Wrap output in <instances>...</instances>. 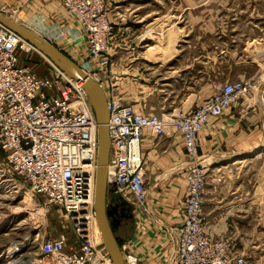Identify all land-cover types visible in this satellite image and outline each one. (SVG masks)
Here are the masks:
<instances>
[{
	"label": "rangeland",
	"instance_id": "obj_1",
	"mask_svg": "<svg viewBox=\"0 0 264 264\" xmlns=\"http://www.w3.org/2000/svg\"><path fill=\"white\" fill-rule=\"evenodd\" d=\"M128 2L142 5L139 13L145 16V22L139 23L140 28L155 20L143 31H137L156 35L157 43L148 44L155 43L148 52L149 58L167 56L163 54L166 50L176 55L172 61L178 71V83L173 87L177 90L170 93L169 99H173L170 106L162 108L164 114L179 108L187 96L185 105L176 112L195 110L225 84H246L247 90L229 109L201 128L196 156L192 159L187 155L193 168L209 166L203 190L205 229L225 230V236L236 244V252L246 256L249 264H264V0H104L102 15L119 23ZM115 6L122 8L115 11ZM121 47V43L109 42L112 59ZM17 54L21 65L29 66L40 76L54 77L58 73L55 65L29 45L20 46ZM86 56L81 64L89 59ZM113 63L106 74L99 71L96 76L108 78L119 89L121 62L114 58ZM152 94L161 98L165 93ZM253 146H258L255 152L263 150L260 158L253 156L245 164L221 171L216 168L231 165L229 161L245 154L250 158L247 152ZM3 157L0 154V264H60V258L45 256L42 246L63 240L67 253H77L78 244L83 241L78 232L88 229L80 216L85 212L75 206L45 205L32 195L23 180H16ZM113 196L112 186L108 185V204ZM94 242H100L96 230ZM18 244H23L20 250L8 254Z\"/></svg>",
	"mask_w": 264,
	"mask_h": 264
},
{
	"label": "built area",
	"instance_id": "obj_2",
	"mask_svg": "<svg viewBox=\"0 0 264 264\" xmlns=\"http://www.w3.org/2000/svg\"><path fill=\"white\" fill-rule=\"evenodd\" d=\"M60 1L81 26L89 59L80 67L107 94L111 137L108 185L114 194L143 207L150 188L141 157L145 134L157 138L182 134L186 152L193 159L201 128L229 109L247 86L243 82L225 84L183 115L140 114L118 94L115 82L96 76L99 71L106 74L114 65L109 54L113 24L102 15L104 0ZM24 44L18 34L0 24V154L16 180H23L45 205L75 206L85 212L80 216L88 229L78 232L83 238L78 252L67 253L64 241L54 240L42 246L45 256L60 258V264H114L103 243L94 242L95 212L91 209L98 124L86 91L81 82L60 70L54 77H43L21 65L17 51ZM208 167L189 168L184 219L180 226L167 230L172 242L169 264H249L246 256L236 252L233 240L225 235L214 237L205 229L203 190Z\"/></svg>",
	"mask_w": 264,
	"mask_h": 264
},
{
	"label": "crops",
	"instance_id": "obj_3",
	"mask_svg": "<svg viewBox=\"0 0 264 264\" xmlns=\"http://www.w3.org/2000/svg\"><path fill=\"white\" fill-rule=\"evenodd\" d=\"M140 5L128 2L125 7L123 6L121 22H112L113 36L110 41L121 43L122 46L119 53L113 56L116 62L119 60L121 62L118 67L121 74V79H118L121 92L120 87L116 91L140 114L167 117L183 115L186 111L176 110L185 105L188 96L182 100L179 108L175 107L171 113L162 112L164 111L162 108L170 106L173 99H169L170 93L177 90L173 87L178 83L176 79L178 71L174 66L175 61H172L176 55L172 56L171 53L169 56L157 55L149 58V50L157 43L156 35L151 37L149 34H137V31H143L155 20L140 28L139 23L145 22V16L139 13L143 9ZM119 8L122 6L114 7L115 11ZM0 12L15 23L38 34L77 65L86 59L83 55L88 56L80 24L63 8L60 0H0ZM8 13H11V16L7 15ZM14 16L17 18L16 21L13 19ZM151 41L155 43L148 45ZM161 59L167 62L162 63ZM167 65L168 69L164 70ZM114 70L115 68H112V71ZM167 90L171 92L167 94L165 92ZM155 91H162L165 94L161 98L159 94L153 97L152 93ZM257 148L258 146H253L247 154ZM141 157L144 170L150 177L147 208H141L114 194L110 204L124 207L131 213L127 223L131 227L127 224L120 226L121 230H117L116 235L124 240L123 249L129 264H169L172 242L167 230L171 226H180L184 219L186 176L191 166L182 134L173 133L157 138L147 132L141 143ZM211 232L214 237L227 235L225 230Z\"/></svg>",
	"mask_w": 264,
	"mask_h": 264
},
{
	"label": "water",
	"instance_id": "obj_4",
	"mask_svg": "<svg viewBox=\"0 0 264 264\" xmlns=\"http://www.w3.org/2000/svg\"><path fill=\"white\" fill-rule=\"evenodd\" d=\"M0 24L18 34L25 42L43 54L53 65L70 79L83 83L89 104L91 105L98 124V168L95 182L94 212L97 225L101 232L105 249L114 264H129L123 249L124 240L116 235L120 220L115 218L124 207L111 205L107 202L108 165L111 151L109 132V106L105 90L101 84L67 55L51 43L23 27L0 12Z\"/></svg>",
	"mask_w": 264,
	"mask_h": 264
},
{
	"label": "bare ground",
	"instance_id": "obj_5",
	"mask_svg": "<svg viewBox=\"0 0 264 264\" xmlns=\"http://www.w3.org/2000/svg\"><path fill=\"white\" fill-rule=\"evenodd\" d=\"M25 44L26 45H29L30 46V44H28V43H26L25 42ZM165 51V50H164ZM170 52L171 51H167L166 50V52H163V54H166V55H168V54H170ZM83 84V83H82ZM103 88V87H102ZM106 96H107V94H106ZM263 150H259V151H257V152H255V153H250L249 155H250V158L249 157H247V156H244L243 158L241 157L240 159H234V161H229V162H232V164L231 165H227V164H230V163H226V165H218V167H216V168H218V171H221V170H225V169H228V168H230V166H234V165H239V164H245L246 162H249L250 160H251V158H253V156L254 157H256V158H260L262 155H263V152H262ZM249 158V159H248ZM233 162H235V163H233ZM98 163V162H97ZM97 168H98V166H97ZM214 168V167H213ZM213 171H215V169H213ZM110 180V178H109V166H108V181ZM91 211H94V206H93V208L91 209ZM93 215H94V212H93ZM94 224H95V227H94V229L97 231V235H98V239H99V241L100 242H102L103 243V241H102V236H101V232H100V230H99V227H98V225H97V221H96V218L94 217ZM23 244H18V245H16L14 248H12V249H10L9 250V252H8V254H10V253H12V251H18V250H20V248H21V246H22ZM123 245H124V243H123Z\"/></svg>",
	"mask_w": 264,
	"mask_h": 264
},
{
	"label": "flooded vegetation",
	"instance_id": "obj_6",
	"mask_svg": "<svg viewBox=\"0 0 264 264\" xmlns=\"http://www.w3.org/2000/svg\"><path fill=\"white\" fill-rule=\"evenodd\" d=\"M122 208V207H121ZM131 217V213L128 209L125 208V212H119L115 218H118L120 220V226L126 225Z\"/></svg>",
	"mask_w": 264,
	"mask_h": 264
}]
</instances>
